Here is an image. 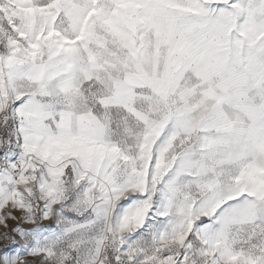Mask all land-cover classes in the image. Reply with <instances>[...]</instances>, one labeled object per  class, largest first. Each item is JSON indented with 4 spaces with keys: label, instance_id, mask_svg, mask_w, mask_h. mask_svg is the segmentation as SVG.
<instances>
[{
    "label": "snow or ice",
    "instance_id": "obj_1",
    "mask_svg": "<svg viewBox=\"0 0 264 264\" xmlns=\"http://www.w3.org/2000/svg\"><path fill=\"white\" fill-rule=\"evenodd\" d=\"M0 264H264V0H0Z\"/></svg>",
    "mask_w": 264,
    "mask_h": 264
}]
</instances>
